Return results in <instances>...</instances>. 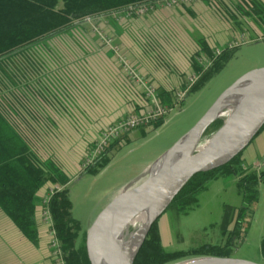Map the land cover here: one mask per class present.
Wrapping results in <instances>:
<instances>
[{
    "label": "rangeland",
    "instance_id": "rangeland-1",
    "mask_svg": "<svg viewBox=\"0 0 264 264\" xmlns=\"http://www.w3.org/2000/svg\"><path fill=\"white\" fill-rule=\"evenodd\" d=\"M243 2L200 0L177 7L147 4L132 13L115 12L86 19L70 30L34 45L20 57L4 61L8 76H2L0 103L7 112L5 114L19 123L20 131L36 145L37 151L66 176L74 205L73 216L80 222L83 233L90 230L96 216L120 191L142 182L155 161L189 134L225 91L245 75L264 69V42L258 41L260 33L240 11L238 6ZM259 27L264 34V25L260 23ZM103 37L110 38L113 46L105 44ZM203 46L210 51V60ZM230 47L239 49L225 69L202 90L187 96L199 79L192 66L195 58H201L198 64L205 69L218 51ZM103 52L117 59L122 80L126 82L109 84L112 105L117 104L120 110L127 111L122 119L153 109L148 91L130 84L121 71L122 60L144 77L156 97L163 91L171 93L175 109L168 110L166 116L159 118L165 121L161 128L138 130L118 145L121 149L110 151V163L99 174L81 176L84 155L91 145H95L100 130L85 131V123L77 125L76 122L35 123L30 114L32 107L28 106L29 116H25L22 99L25 94L29 98L34 92L40 95L41 89H37V84L48 77L47 72L59 66L82 65L88 59L96 65L102 60L100 53ZM96 71L100 73L98 69ZM33 83L36 85L31 87ZM103 90V87L98 88L97 92L102 93ZM179 94L183 98L177 105ZM102 97L104 99L103 94L97 97L98 101L102 102ZM19 98L21 104L17 107ZM15 110L17 114L14 117L12 113H16ZM230 112L229 109L224 111L219 120L225 121ZM62 126L69 130H61ZM212 132L210 130L204 135L201 144L213 135ZM43 190L45 192L46 188ZM239 193L234 178H221L208 185L199 197L198 206L189 214L180 215L169 206L156 221L163 248L169 252H188L208 244L222 245L229 240L235 228L238 210L247 207L252 217L248 215L245 218L242 233L233 240L231 259L264 264L260 254L264 239V183L260 186L256 203L244 199ZM247 223L250 224L247 226ZM140 226L141 223L129 224L124 231L125 240ZM200 258L206 257H191L172 264Z\"/></svg>",
    "mask_w": 264,
    "mask_h": 264
},
{
    "label": "trees",
    "instance_id": "trees-1",
    "mask_svg": "<svg viewBox=\"0 0 264 264\" xmlns=\"http://www.w3.org/2000/svg\"><path fill=\"white\" fill-rule=\"evenodd\" d=\"M157 1L0 0V90L3 83L2 76H8L4 68L5 60L20 57L22 52L34 45L70 30L86 19L104 17L115 12H122L129 7L153 4ZM238 7H240L243 16L248 18L252 26L260 33L261 38L258 41L264 42V34L259 27L260 23L264 25V3L261 0H244L243 3H239ZM203 47L205 55L210 60L212 56L210 51L207 46ZM238 49L239 47L234 49L230 47L221 50L220 54L215 55L210 61V66L205 69L198 64L201 63V58H195L192 66L194 71L199 74V79L189 89L187 96L202 90L216 78L235 57ZM157 99L163 109H175L171 93L163 91L157 95ZM182 101L184 102V100ZM10 106L14 111V107ZM5 113L7 112L0 103V211L9 218L28 241L36 244L38 242V227H36L38 210L41 213L48 209L51 220L50 232H54L55 238L59 242L58 246L64 264H90L86 249L87 232H82L80 222L73 216V202L66 176L52 161L45 159V156L37 151L36 145L20 131L19 123ZM16 114L17 112L12 113L14 117ZM223 121L217 120L205 135L210 130L213 131L212 133L216 132L222 126ZM164 124L163 119H158L150 127L156 130ZM33 128H35L34 125ZM144 129L146 128L139 130ZM263 130L264 127L258 135ZM129 136L114 142L96 165L83 171L81 176L90 173L99 174L110 163L108 153L113 149H121L118 145H121ZM93 147L94 145H91L85 155ZM242 154L241 152L239 156L222 168L193 177L173 199L169 209L176 210L180 215L189 214L198 206L200 195L207 190L210 183L229 177L236 179L239 194L244 199L258 202L260 186L264 183V173L257 171L246 173L243 168ZM52 186H58L61 190L54 192L50 196L48 204L45 205L44 198ZM44 188H46L45 195L40 199L38 195ZM250 214L247 207L238 210L235 228L226 243L222 245L208 244L188 252L165 250L161 244L157 222H155L133 264H172L198 256L231 258L234 252L233 240L242 233L243 226H245L244 220L248 215L252 217ZM82 233L83 238H81ZM260 254L264 259V239L260 246Z\"/></svg>",
    "mask_w": 264,
    "mask_h": 264
},
{
    "label": "water",
    "instance_id": "water-1",
    "mask_svg": "<svg viewBox=\"0 0 264 264\" xmlns=\"http://www.w3.org/2000/svg\"><path fill=\"white\" fill-rule=\"evenodd\" d=\"M235 94L242 95L241 102L234 109H229L227 102ZM228 109L231 112L222 126L201 144L207 130ZM263 127L264 69H261L245 75L225 91L198 125L175 147L155 161L142 182L120 191L96 216L86 237L90 264H133L151 227L185 185L197 174L212 172L229 164L249 147ZM182 146H185L183 150ZM179 152L181 157L175 161L174 157ZM159 164L163 166L162 170L158 171ZM157 206L159 208L151 218L125 240L124 231L131 224V220L143 211ZM117 228H122L120 240L113 232V229ZM135 235L136 239L132 240ZM136 243L138 249L130 259L129 249ZM182 264H251V262L206 257Z\"/></svg>",
    "mask_w": 264,
    "mask_h": 264
},
{
    "label": "crops",
    "instance_id": "crops-1",
    "mask_svg": "<svg viewBox=\"0 0 264 264\" xmlns=\"http://www.w3.org/2000/svg\"><path fill=\"white\" fill-rule=\"evenodd\" d=\"M100 54L102 60L96 65L88 59L83 61L82 65L77 63L76 66L71 67L59 66L54 68V71L47 72L48 77L42 78L37 84V89H41L40 95L37 96L34 92L29 98L25 94V98L22 99L25 116H29L28 106H30L33 108L30 114L34 122L49 124L76 122L77 125L85 123V131L98 129L99 133L105 126L122 119L127 111L120 110L117 104L112 105L111 85L112 82L115 84L122 82L126 84V82L122 80L117 59L113 56L111 58L107 52ZM97 69L100 73L98 71L95 73ZM35 85L33 83L31 87ZM102 87L103 92H97V89ZM102 94L104 99L102 97L103 100L100 102L97 97ZM18 101L20 98L17 100V107L21 104ZM75 129L81 130L78 127ZM61 130L69 129L62 126ZM242 162L246 173L254 171L264 173V130L243 152ZM45 192L42 190L38 197L41 199ZM36 227H38V242L33 244L0 211V264H56L51 247L50 227L43 221L39 210Z\"/></svg>",
    "mask_w": 264,
    "mask_h": 264
},
{
    "label": "built area",
    "instance_id": "built-area-1",
    "mask_svg": "<svg viewBox=\"0 0 264 264\" xmlns=\"http://www.w3.org/2000/svg\"><path fill=\"white\" fill-rule=\"evenodd\" d=\"M200 0H158L156 3H153L151 5H157V3L165 4L169 7H177L181 6L183 4H191L194 2H197ZM150 5V4H148ZM146 7L147 4L139 5L135 7H129L125 9L122 12H129L132 13L136 10H139V8ZM97 32L99 30L95 29ZM103 40L105 41V44L108 46H113V41L108 37H103ZM116 53H118V50H115ZM217 54H220V51L217 52ZM121 71L123 74L127 77L130 84L139 86L144 88V90L148 91V98L152 99L151 103H153V109L152 111L141 113L138 115H132L130 117H125L124 119H120L119 121L108 125L106 128H104L100 132V136L98 137V140L96 141L94 147L85 155V158L83 159L81 163L82 170H86L90 167H93L96 165V163L101 159L103 155L107 152V150L113 145L114 142L117 140H120L121 138L125 136L131 135L133 132H136L139 129L142 128H148L152 126L154 122H156L161 116H166L168 114L167 109H163L160 104L158 103L157 97L154 95V91L152 87L147 83V81L137 73V71L125 60L121 61ZM194 83V82H193ZM183 95L179 94L177 99V105L180 103ZM173 110V109H172ZM61 188L58 186H52L50 187L48 194L44 198V204L47 205L50 196L54 194L56 191H60ZM41 217L46 223L48 227L51 228V220H50V213L48 209L43 210L41 213ZM49 228V229H50ZM51 236V247L53 249V256L55 258L56 264H64V261L62 260L61 252L58 246V243L54 232H50Z\"/></svg>",
    "mask_w": 264,
    "mask_h": 264
},
{
    "label": "bare ground",
    "instance_id": "bare-ground-1",
    "mask_svg": "<svg viewBox=\"0 0 264 264\" xmlns=\"http://www.w3.org/2000/svg\"><path fill=\"white\" fill-rule=\"evenodd\" d=\"M239 95V94H238ZM237 94H235L234 96H232L231 97V99L227 102V106H229V109L231 108H235L236 106H237V104L239 103V102H241V99H242V95L241 96H238ZM230 114V113H229ZM183 148H181V150H183L184 148H185V146H182ZM182 152V151H181ZM180 157H181V154H180V152L176 155V157H174V160L175 161H177V160H179L180 159ZM154 165V164H153ZM152 165V166H153ZM151 166V167H152ZM162 164H159L158 166H157V170L159 171V170H162ZM159 207L157 206V207H154V208H149V209H147L146 211H143L141 214H139L137 217H135L133 220H131V222L130 223H132V224H135V223H144L147 219H149V218H151V216L157 211V209H158ZM122 228H117L116 230H114L113 229V232L115 233V235H116V237H117V239L118 240H120L121 239V230ZM136 237H137V235H135L134 237H133V239L132 240H135L136 239ZM137 249H138V244L136 243V244H134L130 249H129V252H128V256H129V258L131 259L133 256H134V254H135V252L137 251Z\"/></svg>",
    "mask_w": 264,
    "mask_h": 264
}]
</instances>
